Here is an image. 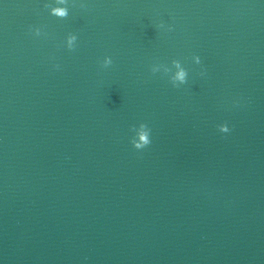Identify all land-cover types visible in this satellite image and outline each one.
Instances as JSON below:
<instances>
[{"label":"water","instance_id":"water-1","mask_svg":"<svg viewBox=\"0 0 264 264\" xmlns=\"http://www.w3.org/2000/svg\"><path fill=\"white\" fill-rule=\"evenodd\" d=\"M0 264H264V0H0Z\"/></svg>","mask_w":264,"mask_h":264},{"label":"clouds","instance_id":"clouds-1","mask_svg":"<svg viewBox=\"0 0 264 264\" xmlns=\"http://www.w3.org/2000/svg\"><path fill=\"white\" fill-rule=\"evenodd\" d=\"M58 2L62 5L66 4L67 0H58ZM51 14L52 15H55L57 17H60V18H65L68 16V8L67 7H53L51 9ZM37 35H39V30H37ZM76 39V36L75 35H69V45L71 46V42L73 40ZM72 47H69V49H71ZM197 62L199 63V58L197 57ZM112 63V60L110 57H105L104 61H103V66L104 67H107L109 65H111ZM173 63L177 64V66H179L178 64V61H173ZM185 71H181L177 74V79L181 80V81H184L185 79ZM141 127H146L145 124H141ZM151 143L150 141V138L147 134H143L142 135V138H141V142L140 143H135L133 142V146L136 148V149H143L144 147L148 146L149 144Z\"/></svg>","mask_w":264,"mask_h":264}]
</instances>
